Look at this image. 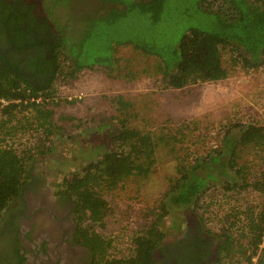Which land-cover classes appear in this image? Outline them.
Masks as SVG:
<instances>
[{"label": "trees", "instance_id": "16d2710c", "mask_svg": "<svg viewBox=\"0 0 264 264\" xmlns=\"http://www.w3.org/2000/svg\"><path fill=\"white\" fill-rule=\"evenodd\" d=\"M101 1L106 11L92 12V16L108 22L112 21L107 16L110 11L126 14L136 10L147 14L154 24L160 23L169 13V0ZM212 2L220 6L213 9ZM196 3L201 11L213 17L214 28H192L185 32L175 49L176 61L171 65L165 62L168 69L164 74L169 86L181 88L190 83L227 78L230 68L225 64L226 48L232 52V65L241 64L249 69L264 66V0H196ZM59 5L69 9L68 0H49L46 5L56 26L63 27L60 45L51 51L54 70L47 83L34 87L12 66H0V217L23 191L30 162L37 155L52 152L56 137L66 134L65 121H82V118L64 113L57 116V108L64 102L73 104V99L59 98L58 87L54 85L56 80L73 85L84 69L92 70L103 64L99 56L92 63L81 62L78 53L72 52V39L67 40L69 26H62L59 14L56 15L55 9ZM85 22H88L87 18ZM77 47L79 52L81 48ZM40 97L42 99L38 100ZM30 129L42 131L34 144L19 151L8 142L9 137L14 138ZM176 137L165 133L155 136L151 132L122 125L119 131L107 135V143L97 142L94 158L60 183L61 192L76 203L84 224V228L81 227L82 239L97 264H149L152 251L166 235L162 223L164 218L178 208H195L201 196L215 184L214 181L224 182L226 190L252 188L262 195L258 209L250 207L238 215L237 220L244 222L240 237H235L229 228L222 234L217 231L221 240L222 264L238 254L244 257L246 264H253L252 258L259 253V243L264 236V167L259 175L252 173L248 178L247 163L241 159L244 149L251 148L255 153H262L264 165V124L242 125L226 134L221 148L183 161L178 166L179 175L172 179L159 205L151 209L149 215L154 217L135 235V247L130 256L118 258L110 255L111 239L94 229L96 225L104 226L109 213L104 190L117 188L132 175L148 174L156 163L159 144L165 142L171 147L172 139ZM237 220L231 226L237 225ZM86 221L91 222V226H87ZM256 264H264V248Z\"/></svg>", "mask_w": 264, "mask_h": 264}, {"label": "rangeland", "instance_id": "374dc122", "mask_svg": "<svg viewBox=\"0 0 264 264\" xmlns=\"http://www.w3.org/2000/svg\"><path fill=\"white\" fill-rule=\"evenodd\" d=\"M44 1L46 6L49 0ZM68 1V10L63 5H59L55 11L56 15L59 14L62 26L63 24L69 26L67 40L72 39V52L76 55L78 53L80 61L84 63H92L98 56L103 61L102 65H96L92 70L84 69L81 72L82 76L73 85H65L60 80H56L54 85L58 87L59 98L68 97L73 99L74 104L77 102L80 104L88 97V86L93 77L99 79L105 77L104 80L110 81L119 78L125 83V78H134L138 75V69L140 71L142 69V73L147 74L153 71L167 73L168 68L166 69L165 62L171 65L176 61L175 49L187 30L214 28L213 17L201 11L196 0H169L167 2L169 13L158 24H154L147 14L136 10L126 14L110 11L107 16L112 21L108 22L106 19L92 16V12L106 11L101 0ZM217 6L220 4L212 3L213 9H217ZM86 18L88 22L84 23ZM77 46L81 48L79 52ZM231 56L232 52L226 48L224 50L225 64L230 68L229 77H232L236 87L241 85L249 74H252L251 79L262 86L264 66L249 69L241 64L232 65ZM111 85L109 86L113 90ZM128 86L131 87L130 84ZM171 93L172 101L176 102L179 91L172 89ZM126 95L128 93L120 94L121 102L126 98L127 103L123 102V104H131L128 103L130 96L126 97ZM174 102L173 105H175ZM236 105L243 109L244 104L241 102H236ZM260 107L258 106V109ZM71 109V103L64 102L57 108V116L64 113L79 118L84 117L81 110L73 113ZM242 109L235 111L234 120L230 125L225 124L221 117L214 123L206 120L200 121L199 125H180L177 122L178 117H174L173 112L170 125H132L141 131H154L155 136L165 133V135L177 137L172 139V148L165 142L159 144L155 154L156 163L148 174L132 175L117 188L104 190V197L109 203V213L104 226L96 225L94 229L111 239L110 255L119 258L133 253L135 235L154 217L149 213L151 209L159 205L172 179L179 175L178 166L183 161H190L196 156L206 155L218 147L221 148L226 134L239 129L248 120ZM82 121L69 119L65 121L63 126L66 134L56 137V146L52 152L45 154L44 157L37 155L30 162L28 179L34 173L46 178L50 185L52 183L55 188L60 189V183L66 176L81 170L91 158H94L97 153L95 150L97 142L107 143V135L121 128V125H115L114 121H112L113 125H93V121L87 118ZM76 122H79V125H72ZM93 140H95L94 144L91 143ZM244 161L249 171L248 178L252 173L259 175L260 169L264 167L262 153H255L247 147L241 159V162ZM214 183L201 196L197 206L193 207L194 213L201 215L215 233L218 231L222 234L229 228L230 232L238 238L241 235V225L244 223L237 220L238 215L250 207L258 209L262 195L252 188L226 190L224 182L214 181ZM181 210L183 208H178L164 218L162 222L164 229L169 230L172 219L177 214H181ZM243 218L244 216L241 217ZM235 220L237 225L231 226ZM86 225L91 226V222L86 221ZM229 261L227 260V264H246L244 257L239 254Z\"/></svg>", "mask_w": 264, "mask_h": 264}, {"label": "flooded vegetation", "instance_id": "af4514ba", "mask_svg": "<svg viewBox=\"0 0 264 264\" xmlns=\"http://www.w3.org/2000/svg\"><path fill=\"white\" fill-rule=\"evenodd\" d=\"M44 4L0 0V66H12L34 87L51 77V51L62 36ZM49 183L32 173L0 217V264H97L82 239L84 224L75 201ZM180 213L165 229L149 264H222L219 235L192 206Z\"/></svg>", "mask_w": 264, "mask_h": 264}, {"label": "crops", "instance_id": "0c3cea01", "mask_svg": "<svg viewBox=\"0 0 264 264\" xmlns=\"http://www.w3.org/2000/svg\"><path fill=\"white\" fill-rule=\"evenodd\" d=\"M251 77L252 74H249L237 87L232 77L228 76L217 81L190 83L181 88L169 86L163 72L147 74L142 73V69H138L136 77L125 78V83L119 78L110 81L104 80L105 77H93L88 86V97L80 104L73 102L71 110L73 113L81 110V114L93 121V125H113L112 121L121 127L170 125L172 112L174 117H178L180 125H199L200 121L206 120L214 123L219 121V117L230 125L235 111L242 109L236 102H241L244 104L242 111L248 119L244 124L261 125L264 124V79L261 86ZM109 85L114 89L111 90ZM172 89L179 91L176 102L172 101ZM125 93H128L126 97L130 96L128 103L131 104H123L127 103L126 98L121 102L120 94ZM258 106L261 107L258 109ZM151 133L155 134L154 131Z\"/></svg>", "mask_w": 264, "mask_h": 264}, {"label": "built area", "instance_id": "2783aa9c", "mask_svg": "<svg viewBox=\"0 0 264 264\" xmlns=\"http://www.w3.org/2000/svg\"><path fill=\"white\" fill-rule=\"evenodd\" d=\"M212 3H214V2H212ZM217 7H219V6H217ZM58 96H60V95L58 94ZM81 97L82 96H80V98ZM41 99H42L41 97L38 98V100H41ZM69 100H72V99H69ZM2 101H3V103H6L5 100H2ZM41 133H42L41 130L35 131L33 129H30L26 132L18 133V135H16L14 138L9 137L7 140L10 144H13L14 148H17L20 151V150H22V148H24L26 146H30L32 143L34 144L35 141H37L38 136L41 135ZM134 247H135V245H134ZM263 248H264V236H263V240L259 243V253H261ZM259 253L252 258L253 264H256L258 257H259ZM225 264H227V262Z\"/></svg>", "mask_w": 264, "mask_h": 264}]
</instances>
